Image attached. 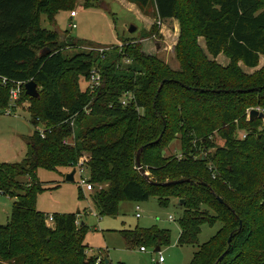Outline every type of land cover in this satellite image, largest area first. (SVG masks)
Returning <instances> with one entry per match:
<instances>
[{"label": "trees", "instance_id": "1", "mask_svg": "<svg viewBox=\"0 0 264 264\" xmlns=\"http://www.w3.org/2000/svg\"><path fill=\"white\" fill-rule=\"evenodd\" d=\"M76 1L0 0V109L22 83L17 106L30 102L34 126L26 158L0 163V191L16 199L9 223L0 226V264H106L88 257L90 228L77 225L80 212L54 214L48 226L49 216L37 209L39 195L50 190L38 171L72 170L85 156L99 217H116L124 202L157 198L166 207L184 200L179 243L198 246L189 264H216L222 256L217 264H264V119L249 121L248 114L264 113V66L254 74L241 66L256 70L264 59V0H126L146 15L155 11L157 21L141 40L159 35V21H178L177 70L146 54L140 41L100 54L43 29L42 16L56 27V15L74 11ZM84 6L107 10L104 0ZM69 49L81 51L68 57ZM222 54L227 66L216 62ZM94 69L101 83L92 88ZM30 81L40 98L26 95ZM176 140L180 155L167 157ZM141 147L142 167L155 184L140 174ZM182 179L189 182L167 185ZM217 223V234L199 245L202 226ZM121 234L145 249L171 238L157 227Z\"/></svg>", "mask_w": 264, "mask_h": 264}, {"label": "rangeland", "instance_id": "2", "mask_svg": "<svg viewBox=\"0 0 264 264\" xmlns=\"http://www.w3.org/2000/svg\"><path fill=\"white\" fill-rule=\"evenodd\" d=\"M82 2L84 0H78L73 6V10L78 14L74 19L71 18V9L61 10L57 14V27H53L46 16H42L43 29L56 30L62 36L66 35L82 41L85 44L81 49L87 52L91 51L90 44L96 47H113L121 45L125 40L140 41L146 54L163 59L174 70L179 69L174 54V47L179 38L176 20L163 22L162 26H159L161 29L159 35L141 40L146 37L145 33L150 29L148 30V20L140 14L137 5L128 3L126 0H104L106 10L86 8ZM147 12L148 15H145L152 19L151 22H154L153 18L156 19L154 9L150 8ZM72 24H75L77 28L73 29ZM131 27H136L134 33L129 32ZM127 44L124 43V46ZM200 44L203 48L205 47L203 40H200ZM81 49L66 50L65 55L71 57ZM108 52L113 51L111 49ZM123 62L128 63L126 59ZM216 62L227 66L229 59L222 54L218 56ZM241 66L245 73L254 74L263 68L264 59H261L256 70ZM81 88L83 90L87 88L85 81H81ZM19 100L20 97L12 99L7 107L0 109V163H20L27 155V138L34 131L29 113L31 104L29 101L23 100L17 106ZM39 128L45 129L43 126H39ZM238 135L244 137L245 134L240 132ZM215 139L219 140V137L216 136ZM67 142L71 144L72 140L69 139ZM180 151V142L176 140L165 151V155L167 157L180 155ZM86 157L81 159L80 163L84 164ZM71 171L69 167L60 168L57 171L43 169L38 171V180L50 190L39 195L37 209L49 216L48 226L53 225L50 218L54 214H72L80 211L77 225L81 219H84L85 224L90 228L86 237L88 257L100 260L107 258L112 264H189L192 261L198 246H182L179 243L181 231L179 221L184 213V208L180 205L179 200L172 199L166 207H163L157 198H151L143 203L124 202L120 205L116 217L101 218L91 200L93 192L87 191L81 186L80 175L78 173L75 175L74 182L66 181V176ZM82 178L86 181L90 179V172L85 164ZM79 189L85 194L83 200L79 199ZM15 201L14 198L0 195V226H6L9 223ZM137 206L141 208V218L139 219L136 217ZM153 227L169 231L170 242L161 247L148 243L145 252L140 251V244L128 243L121 234L122 231ZM221 227V223L203 225L198 237L199 245L210 241ZM160 257L164 259L163 263L159 262Z\"/></svg>", "mask_w": 264, "mask_h": 264}, {"label": "built area", "instance_id": "3", "mask_svg": "<svg viewBox=\"0 0 264 264\" xmlns=\"http://www.w3.org/2000/svg\"><path fill=\"white\" fill-rule=\"evenodd\" d=\"M76 15H77V12L76 11H73L71 13V17L72 18H75ZM158 24L161 26V22L158 23ZM71 27L73 29L77 28V26L75 24H72ZM119 46H120V48H123L124 47V44H121ZM89 48H90L91 51L94 50L95 52H99L100 54H104L105 52H108V50H111L112 49L110 47H105V48H102V47L101 48H91V47H89ZM6 82H7L6 79H4L3 84H5ZM100 83H101V76H100L99 72H97V70L94 69L92 71V73H91L90 85H91L92 88H95V87H98L100 85ZM22 85H24V84H22V83H16V87L13 88L10 91L11 100L12 99L19 98L20 93H21ZM123 104H125V102H123ZM38 131L40 132V134L42 135V137H44V135H45V133H44L45 132V129H42V128H39L38 127ZM83 167H84L83 162H81V163L79 162V164L75 168L76 169V174L78 173L80 175V177H81L80 184H81V186L85 190H87V191H93V189H94L93 188V185L89 181H86L85 179L82 178ZM0 195H3L1 191H0ZM140 211H141L140 206H137L136 207V212H137L136 213V217L137 218H140L141 217ZM50 220L52 221L53 219L50 218ZM140 250L142 252H145L146 251V249L144 247H141ZM159 262L160 263H163L164 262V259L162 257H160Z\"/></svg>", "mask_w": 264, "mask_h": 264}, {"label": "water", "instance_id": "4", "mask_svg": "<svg viewBox=\"0 0 264 264\" xmlns=\"http://www.w3.org/2000/svg\"><path fill=\"white\" fill-rule=\"evenodd\" d=\"M135 31H136V27H131V29H130L129 32H130V33H134ZM162 85H163V83L161 84L160 89L162 88ZM249 91H251V90H249ZM25 93H26L27 96H29V97H31V98H35V99L40 98V93H39V91H38L37 84H36L34 81H30V82H28V83L25 85ZM257 119H262V120H263V119H264V113L261 112V111L258 110V109H253V110H251L250 113H249V121H255V120H257ZM163 133H164V132H162V134H161V136H160V138H159V140H158L157 142H159V141L161 140V138H162V136H163ZM157 142H156V143H157ZM143 149H144V147H141V148L138 150L137 158H136L137 166H138V168H139L140 174H141L144 178L148 179L149 182L154 183V182L149 178V174H148V172H146V171L144 170V168L142 167L141 161H140V155H141ZM75 175H76V169L74 168V169H72V171L66 176V181H67V182H74V181H75ZM184 182H189V180H184V179H182V180L172 181V182H169L167 185H169V184H172V185L182 184V183H184ZM154 184H155V183H154ZM220 201H221V200H220ZM221 202H222V201H221ZM184 203H185L184 200H181V201H180V205H181V206L184 205ZM83 224H84V223H83ZM230 241H231V238L229 239L228 242H230ZM157 251H159V248H157ZM222 257H223V256H222ZM222 257L216 262V264L222 259ZM105 262H106V264H109L110 261L106 258V259H105Z\"/></svg>", "mask_w": 264, "mask_h": 264}, {"label": "crops", "instance_id": "5", "mask_svg": "<svg viewBox=\"0 0 264 264\" xmlns=\"http://www.w3.org/2000/svg\"><path fill=\"white\" fill-rule=\"evenodd\" d=\"M85 1H86V0H84V2H82V3L84 4ZM94 9H95V8H94ZM72 12H73V11H72ZM72 12H71V13H72ZM139 12H140V14H141L146 20H148V21H147V22H148V30L151 29V28H150L151 24H152V23L155 24V22H156L157 20L153 18V21H154V22H151L152 19H150L149 17H147V16L145 15L144 12H142L141 10H140ZM77 16H78V14L76 15V17H77ZM76 17H75V18H76ZM71 18H72V17H71ZM55 19H56V22L58 23V15H56ZM72 19H74V18H72ZM168 21H172V20H168ZM163 22H165V21H163ZM163 22H162V23H163ZM176 22H177V25H178V33H180L179 23H178V21H176ZM158 23H160V21H159ZM162 23H161V26H162ZM154 24H153V25H154ZM153 25H152V26H153ZM152 26H151V27H152ZM159 26H160V25H159ZM56 27H57V26H56ZM160 30H161V29H160ZM78 212H80V211H78ZM79 218H80V217H79ZM140 218H141V217H140ZM138 219H139V218H138ZM81 221H83V223H85L84 219H81ZM180 233H181V231H180ZM140 251H141V250H140ZM141 252H142V251H141Z\"/></svg>", "mask_w": 264, "mask_h": 264}]
</instances>
